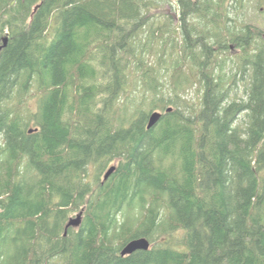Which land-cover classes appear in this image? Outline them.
<instances>
[{
	"label": "trees",
	"instance_id": "16d2710c",
	"mask_svg": "<svg viewBox=\"0 0 264 264\" xmlns=\"http://www.w3.org/2000/svg\"><path fill=\"white\" fill-rule=\"evenodd\" d=\"M167 3L0 0V264H264V28Z\"/></svg>",
	"mask_w": 264,
	"mask_h": 264
},
{
	"label": "rangeland",
	"instance_id": "374dc122",
	"mask_svg": "<svg viewBox=\"0 0 264 264\" xmlns=\"http://www.w3.org/2000/svg\"><path fill=\"white\" fill-rule=\"evenodd\" d=\"M172 2V4H165L161 7H158L157 9L153 10L152 14L155 15V18L157 20V22H161V23H166L170 21L172 22V27L176 28L178 27V21H179V16H178V12L176 11V1L177 0H170ZM250 4H246L244 9H240L238 12H244L243 18H245V21L250 22L254 25H260L264 28V3H260L259 0H249ZM242 15V14H241ZM159 50H160V46L155 47V51L158 52V54H151L149 57V59L151 61L157 62L158 63V58H159ZM169 53V51H168ZM230 61L227 62V69L228 71L230 70V68L232 67L233 62H238V58L240 57V52L238 49H236L235 47H232V53H230L228 55ZM167 59L170 58L169 56L166 57ZM169 79V76H165V82ZM239 80H241V77H238ZM248 80V76H246V80L243 82H240L238 84V91L239 94L242 95L244 94V91L246 89L245 85H246V81ZM187 94L189 95L190 98H195L196 94H197V89L196 87H190L189 90L187 91ZM29 105L30 107H32L33 110H36V99L33 97L31 98V100L29 101ZM144 110H147V112H154L153 110H151L149 108L148 105H144L143 106ZM159 112H161L160 110H158ZM242 118H244L242 116ZM241 118V120H242ZM241 126L244 125V122H240ZM118 162H114L111 164L110 167L112 166H117ZM109 167V168H110ZM106 173V172H105ZM104 177V176H103ZM103 179V178H102ZM79 214V212L73 213L70 218H76V216ZM177 237V236H176ZM166 238V236H165ZM165 238L161 239L164 240Z\"/></svg>",
	"mask_w": 264,
	"mask_h": 264
},
{
	"label": "water",
	"instance_id": "95a60500",
	"mask_svg": "<svg viewBox=\"0 0 264 264\" xmlns=\"http://www.w3.org/2000/svg\"><path fill=\"white\" fill-rule=\"evenodd\" d=\"M8 37H5L3 39V44L0 46V52L7 46L8 44ZM172 109L170 108L169 111H171ZM162 113L159 111H155L153 113H151V115L148 118V123H147V129H152L154 128L159 121L162 118ZM30 133H32V130H30ZM116 167L112 166L111 168H109L107 170V172L104 175V181H107L111 175L115 172ZM83 211L80 212L76 218H70L69 222L66 226V233L68 231L69 228H78L81 226L82 222H83ZM65 233V234H66ZM151 249V243L147 238H138V239H134L132 241H130L128 244H126V246L122 249L121 251V256L122 257H126V256H130L136 252L139 251H149Z\"/></svg>",
	"mask_w": 264,
	"mask_h": 264
},
{
	"label": "bare ground",
	"instance_id": "6f19581e",
	"mask_svg": "<svg viewBox=\"0 0 264 264\" xmlns=\"http://www.w3.org/2000/svg\"><path fill=\"white\" fill-rule=\"evenodd\" d=\"M9 127V126H8ZM55 153V152H54ZM102 205V204H101Z\"/></svg>",
	"mask_w": 264,
	"mask_h": 264
}]
</instances>
